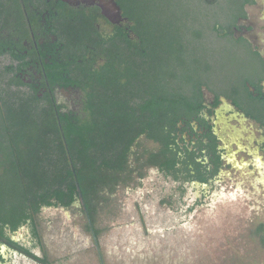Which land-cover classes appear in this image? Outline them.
Returning <instances> with one entry per match:
<instances>
[{
    "label": "trees",
    "instance_id": "trees-1",
    "mask_svg": "<svg viewBox=\"0 0 264 264\" xmlns=\"http://www.w3.org/2000/svg\"><path fill=\"white\" fill-rule=\"evenodd\" d=\"M116 1L128 17L127 31L105 64L80 66L77 75L63 66L62 73L48 76L51 83L60 79L84 90V108L75 113L21 87L25 63L13 55L3 32L8 6L18 0H0V239L41 263L47 259L34 248L41 245L36 216L44 208L79 203L97 236V202L131 179L144 154L148 165L180 179L167 155L170 131L190 106L186 88L195 93L203 84L196 72L209 68L198 67L194 58L207 43L202 29L212 20L218 38L226 37L220 19L203 9L207 23H201L190 7L219 0ZM140 136L159 143L160 151L140 153ZM24 228L32 245L14 239Z\"/></svg>",
    "mask_w": 264,
    "mask_h": 264
},
{
    "label": "flooded vegetation",
    "instance_id": "flooded-vegetation-1",
    "mask_svg": "<svg viewBox=\"0 0 264 264\" xmlns=\"http://www.w3.org/2000/svg\"><path fill=\"white\" fill-rule=\"evenodd\" d=\"M102 3L103 0L10 3L3 32L13 55L25 63L19 70L21 87L38 91L40 98L46 101L49 98L55 108L75 113L83 110L85 92L81 87L63 85L60 79L51 83L48 76L62 73L63 66L64 69L71 66L76 75L80 66L99 67L116 50L115 43L121 44L128 17L122 10V19L112 22L103 13ZM237 9L232 22L219 32L234 41L237 54L245 53L246 67L234 77L211 83L207 75L212 73L214 63L207 53L197 51L194 58L199 60V66L196 65L209 68L193 71L203 84L195 93L186 88L190 106L177 117V124L170 131L167 155L180 179L165 176L184 188H202L197 203L205 201L208 191L229 170L239 172L249 168L264 183V0H241ZM143 140L155 144V152L160 151L159 143L144 136L137 139L138 146ZM148 159L149 154H144L142 162L148 164ZM14 253L24 254L0 239V264L10 261V254Z\"/></svg>",
    "mask_w": 264,
    "mask_h": 264
},
{
    "label": "rangeland",
    "instance_id": "rangeland-1",
    "mask_svg": "<svg viewBox=\"0 0 264 264\" xmlns=\"http://www.w3.org/2000/svg\"><path fill=\"white\" fill-rule=\"evenodd\" d=\"M240 1L219 0L205 8L194 1L190 7L201 23H207L201 19L204 9L226 25ZM209 23L202 29L203 48L214 63L207 78L217 83L246 67V58L236 53L230 37L218 38ZM156 148L143 140L138 150ZM143 163H134L131 179L97 202V236L79 203L44 208L36 216L41 245L35 254L48 264H102L101 258L104 264H264V183L256 173L229 170L197 203L202 188H184ZM25 234L24 228L14 238L32 245ZM10 255L6 264H40L25 254Z\"/></svg>",
    "mask_w": 264,
    "mask_h": 264
},
{
    "label": "water",
    "instance_id": "water-1",
    "mask_svg": "<svg viewBox=\"0 0 264 264\" xmlns=\"http://www.w3.org/2000/svg\"><path fill=\"white\" fill-rule=\"evenodd\" d=\"M103 9V13L114 23H118L122 19V9L116 0H103L100 4ZM94 235L93 229H91ZM101 258V257H100ZM102 264H104L101 258Z\"/></svg>",
    "mask_w": 264,
    "mask_h": 264
}]
</instances>
